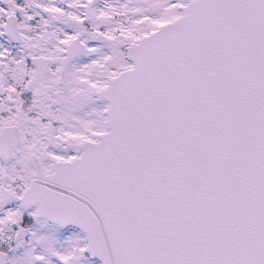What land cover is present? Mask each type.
Masks as SVG:
<instances>
[{
  "label": "snow or ice",
  "instance_id": "6c2138e0",
  "mask_svg": "<svg viewBox=\"0 0 264 264\" xmlns=\"http://www.w3.org/2000/svg\"><path fill=\"white\" fill-rule=\"evenodd\" d=\"M0 264H264V0H0Z\"/></svg>",
  "mask_w": 264,
  "mask_h": 264
}]
</instances>
